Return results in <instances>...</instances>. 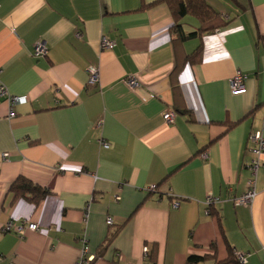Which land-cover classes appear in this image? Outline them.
Here are the masks:
<instances>
[{
    "label": "crops",
    "instance_id": "0c3cea01",
    "mask_svg": "<svg viewBox=\"0 0 264 264\" xmlns=\"http://www.w3.org/2000/svg\"><path fill=\"white\" fill-rule=\"evenodd\" d=\"M157 1L0 0V81L28 96L14 118L0 97V264H77L83 238L91 264H217L230 250L264 264V155L253 174L248 143L264 130V0H206L227 24L185 39ZM103 36L115 46L102 50ZM20 176L50 191L38 206L11 191ZM252 179L253 201L237 204ZM25 219L41 230L5 232Z\"/></svg>",
    "mask_w": 264,
    "mask_h": 264
},
{
    "label": "built area",
    "instance_id": "2783aa9c",
    "mask_svg": "<svg viewBox=\"0 0 264 264\" xmlns=\"http://www.w3.org/2000/svg\"><path fill=\"white\" fill-rule=\"evenodd\" d=\"M222 18L227 21L229 19V16L227 14L226 15L224 14ZM218 30L219 28L216 29L215 31H218ZM76 35L77 37H81V32H77ZM100 46L102 50L111 49L115 46V42L111 40L110 38H108L107 36H103L100 41ZM48 51L49 50H48L46 43L44 41H39L35 46L34 55L36 57L46 56L48 54ZM88 73H89V80H88L89 85H95L100 81V70L97 66L93 64L90 65L88 67ZM247 78H248V75L246 73L242 71L236 72V75L231 80V86L233 89L235 88L233 93L239 94L246 90L245 82ZM127 83L132 88L138 85V81L133 77L128 78ZM0 97L6 98L9 103V106H10V110L8 112L9 118H14L16 116L17 106L28 101V96L26 95L11 94L8 88L6 87V85L3 84L1 81H0ZM175 116H176V113L172 110H167L164 113V119L168 123H173L175 120ZM100 142L102 146L106 148L110 147V142L106 140H101ZM248 143H249V150L254 156L252 161L250 162L251 169L254 174V172L257 170L259 165H261V162L259 161V159L264 155V130L251 132L249 134ZM7 156H8L7 153L4 154V157H7ZM150 190H154V186H152ZM255 194H256V191L254 189V180L252 179L246 192L241 197L237 198L236 202L237 204H249L253 201ZM218 201H219V198L213 195H209L207 197L208 213H210L211 207ZM173 206L178 207L179 201H175L173 203ZM107 223L109 225H112L114 223L113 217L109 216L107 218ZM27 229L34 230V231H40L41 227L39 224L35 222H30L29 220L25 219V220H21L18 222L14 220H10L9 222L5 224V228H4L5 232L14 233L20 238H23L25 231ZM82 243H83L82 256L78 260L77 264H91L95 256L88 255L89 248H88V241L86 238L82 239ZM147 251L148 249L146 248V252ZM235 256L239 264H247L248 256H249L248 252L237 251L235 253Z\"/></svg>",
    "mask_w": 264,
    "mask_h": 264
},
{
    "label": "trees",
    "instance_id": "16d2710c",
    "mask_svg": "<svg viewBox=\"0 0 264 264\" xmlns=\"http://www.w3.org/2000/svg\"><path fill=\"white\" fill-rule=\"evenodd\" d=\"M157 2H165L168 4L176 21L173 31L178 34L180 39L188 38L191 35H203L204 33L213 32L215 29L225 26L228 22L224 20L206 0H159ZM188 15L195 17L199 21L200 27L197 32L186 35L182 30L180 20ZM201 54L202 45L200 44V46L189 56V58L195 60L201 58ZM10 189L16 197L25 198L26 200L34 203L35 206H38V204L50 193L48 189L36 184L24 176L18 177L12 183ZM210 213H215L212 207L210 209ZM116 235L117 232L111 234L107 238L106 244L110 243ZM214 257L215 254H206L203 256L191 255L188 257V263L201 264L207 259ZM224 263L239 264L232 250H230V256L226 260L218 262L217 264Z\"/></svg>",
    "mask_w": 264,
    "mask_h": 264
}]
</instances>
